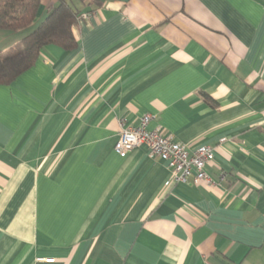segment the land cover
Instances as JSON below:
<instances>
[{
    "label": "crops",
    "instance_id": "obj_1",
    "mask_svg": "<svg viewBox=\"0 0 264 264\" xmlns=\"http://www.w3.org/2000/svg\"><path fill=\"white\" fill-rule=\"evenodd\" d=\"M97 1L0 85V264H264V0ZM146 114L213 184L114 152Z\"/></svg>",
    "mask_w": 264,
    "mask_h": 264
},
{
    "label": "trees",
    "instance_id": "obj_2",
    "mask_svg": "<svg viewBox=\"0 0 264 264\" xmlns=\"http://www.w3.org/2000/svg\"><path fill=\"white\" fill-rule=\"evenodd\" d=\"M81 5L78 8L74 3ZM97 0H55L36 24L40 0H0V32L19 33V43L0 51V85H9L37 61L42 48L56 46L73 50L77 46L73 28L82 15V7L92 12Z\"/></svg>",
    "mask_w": 264,
    "mask_h": 264
},
{
    "label": "built area",
    "instance_id": "obj_3",
    "mask_svg": "<svg viewBox=\"0 0 264 264\" xmlns=\"http://www.w3.org/2000/svg\"><path fill=\"white\" fill-rule=\"evenodd\" d=\"M88 18L89 14H83L79 20ZM153 118L152 115L146 114L139 119L137 126L123 127L113 145L114 152L121 157L136 148L145 147L150 160L157 159L166 163L169 174L167 184H186L189 180L194 183L213 184L204 167L214 160L213 149L201 146L190 151L188 145L175 143L160 127L148 129ZM44 261L53 262L51 259Z\"/></svg>",
    "mask_w": 264,
    "mask_h": 264
}]
</instances>
